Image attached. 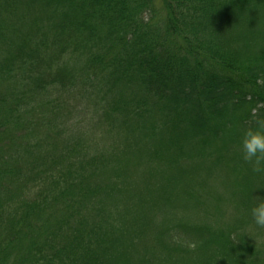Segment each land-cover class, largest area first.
Segmentation results:
<instances>
[{
	"label": "trees",
	"instance_id": "trees-1",
	"mask_svg": "<svg viewBox=\"0 0 264 264\" xmlns=\"http://www.w3.org/2000/svg\"><path fill=\"white\" fill-rule=\"evenodd\" d=\"M40 112L56 135L75 126L54 146L68 155L98 120L142 133L144 189L93 190L66 172L35 201L0 194V264H264L218 208L264 198L242 146L264 120V0H0V141ZM174 184L181 217L162 197Z\"/></svg>",
	"mask_w": 264,
	"mask_h": 264
},
{
	"label": "rangeland",
	"instance_id": "rangeland-1",
	"mask_svg": "<svg viewBox=\"0 0 264 264\" xmlns=\"http://www.w3.org/2000/svg\"><path fill=\"white\" fill-rule=\"evenodd\" d=\"M36 11L38 13L39 9ZM58 23H62L61 19ZM1 31L6 34L5 28ZM41 112L25 116L27 121L25 122L29 126L25 125L23 129L13 132L14 135L11 138L0 141V170H7L6 176L0 175V194L3 199L13 198L14 195L19 198V193L16 194V192H19L20 188L23 187L25 191H23L21 198L35 201L38 193L49 187L52 179L63 177L66 172H79L82 175V186H84V174L86 178L89 176L87 182L90 183L93 190L106 189L115 184L120 186L121 189L122 187L128 188L127 184H131L135 193H138V188L139 190L144 189L142 182L144 178L142 177L147 170V165L150 164H147L148 159L146 157L148 140L144 138L145 136L142 133L137 132L134 136H131L128 135L126 129L121 132L118 124L115 127V124L113 126L111 122L98 120L91 127V133L85 139V146L84 138L80 143L75 141L78 146L76 143H71L74 150L73 153L68 155L66 152H55L54 146L58 145L63 148L64 141L70 140V138L75 140L71 135L75 126L72 127V124H70L68 130H60L61 134L56 135L55 124L54 128L53 125L52 127L47 125L43 121V116L40 115ZM45 116L50 115L45 112ZM85 125L86 123L83 122L81 127ZM82 134L84 135V131ZM133 145L135 148L131 147ZM93 159L94 163L91 164ZM73 162H75V165L71 167ZM164 171L162 169L155 170L157 176L152 181V185L157 190L162 185L169 184L167 178H163L166 176ZM160 178H163L165 182L159 186ZM179 186L173 185L172 192L174 196L172 199L169 195L158 193L162 195L163 199L169 198L171 200L174 210H177L180 213L177 215L181 217L186 190L183 188L184 186ZM231 186L234 190H237L236 187L238 186L234 184ZM128 189L132 190L130 187ZM228 191L233 192L229 189ZM239 192L242 191L239 190ZM236 193L232 195L235 196ZM133 196L131 195V197ZM94 199L95 196L90 199L89 203L93 204ZM215 199L213 197V204ZM242 201L241 199L236 201L233 197L225 195L218 207L221 211L219 218L222 221H229L233 218L235 221L245 223V231L253 236H259L261 238L259 244L264 246V229L256 228L251 217V209L248 211L241 203ZM17 203L18 201H16ZM83 213L84 210L80 213L84 217ZM4 255L8 260L7 264L18 263L15 254ZM53 258L54 255H52V260ZM3 260L4 257H2V262Z\"/></svg>",
	"mask_w": 264,
	"mask_h": 264
},
{
	"label": "clouds",
	"instance_id": "clouds-1",
	"mask_svg": "<svg viewBox=\"0 0 264 264\" xmlns=\"http://www.w3.org/2000/svg\"><path fill=\"white\" fill-rule=\"evenodd\" d=\"M242 146L243 158L253 164V171L256 173L264 172V120L257 121L255 128H249L245 131ZM250 211L256 228L264 229V198L257 197ZM245 235L254 239L255 247L261 243L259 236H253L248 232H245ZM189 247L195 248L196 245L191 244Z\"/></svg>",
	"mask_w": 264,
	"mask_h": 264
}]
</instances>
